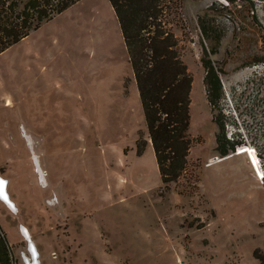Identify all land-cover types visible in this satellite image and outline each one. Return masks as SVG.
I'll list each match as a JSON object with an SVG mask.
<instances>
[{
  "label": "rangeland",
  "instance_id": "obj_1",
  "mask_svg": "<svg viewBox=\"0 0 264 264\" xmlns=\"http://www.w3.org/2000/svg\"><path fill=\"white\" fill-rule=\"evenodd\" d=\"M182 14L173 31L194 78L196 142L168 186L109 0L78 1L0 55V176L17 205L0 199V226L14 264H262L264 0H184ZM205 14L226 29L212 59L231 129L253 141L227 157L204 83Z\"/></svg>",
  "mask_w": 264,
  "mask_h": 264
},
{
  "label": "trees",
  "instance_id": "obj_2",
  "mask_svg": "<svg viewBox=\"0 0 264 264\" xmlns=\"http://www.w3.org/2000/svg\"><path fill=\"white\" fill-rule=\"evenodd\" d=\"M78 1L0 0V55ZM109 1L119 20L134 70L162 180L167 186L178 183L188 171L191 149L196 142L190 132L194 78L182 59L180 39L173 31L174 24L182 22L184 0ZM208 17L205 14L199 18L202 36L210 43V47L204 45L203 49L204 83L212 120L217 126L216 151L227 157L250 149L253 141L239 127L231 129L234 124L226 110L227 95L222 80L225 69L212 59L219 52L226 29L220 30ZM253 146L264 183V149L260 150L264 145ZM180 192L186 194L183 190ZM255 256L264 264V254L256 251ZM0 264H14L11 246L1 226Z\"/></svg>",
  "mask_w": 264,
  "mask_h": 264
},
{
  "label": "bare ground",
  "instance_id": "obj_3",
  "mask_svg": "<svg viewBox=\"0 0 264 264\" xmlns=\"http://www.w3.org/2000/svg\"><path fill=\"white\" fill-rule=\"evenodd\" d=\"M8 184H9V182L7 181V179H5L4 177L0 176V199L2 201H7L10 204V207H11L9 209L15 212V210H17V205L13 202V199L10 196L9 187H8L9 185ZM20 229H21V234L25 238H31V236H32V235H30L31 232L29 231V229L25 225L22 226ZM27 250H28L29 253L31 252V254L33 255L34 258H38L39 257L38 248H37V246L34 243H32V245H30V248L27 249ZM28 263L32 264V261L29 260Z\"/></svg>",
  "mask_w": 264,
  "mask_h": 264
}]
</instances>
